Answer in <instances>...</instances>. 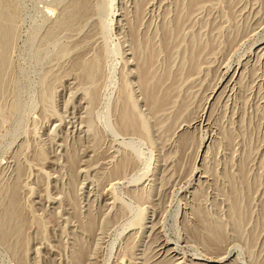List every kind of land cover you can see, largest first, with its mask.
Listing matches in <instances>:
<instances>
[{
    "label": "rangeland",
    "instance_id": "rangeland-1",
    "mask_svg": "<svg viewBox=\"0 0 264 264\" xmlns=\"http://www.w3.org/2000/svg\"><path fill=\"white\" fill-rule=\"evenodd\" d=\"M0 264H264V0H0Z\"/></svg>",
    "mask_w": 264,
    "mask_h": 264
},
{
    "label": "bare ground",
    "instance_id": "bare-ground-1",
    "mask_svg": "<svg viewBox=\"0 0 264 264\" xmlns=\"http://www.w3.org/2000/svg\"><path fill=\"white\" fill-rule=\"evenodd\" d=\"M172 253V252H171Z\"/></svg>",
    "mask_w": 264,
    "mask_h": 264
}]
</instances>
